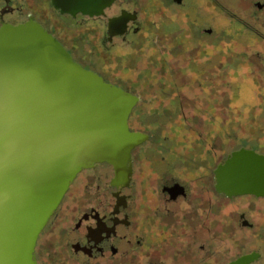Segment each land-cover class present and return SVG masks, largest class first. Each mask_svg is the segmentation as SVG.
Instances as JSON below:
<instances>
[{"label": "flooded vegetation", "instance_id": "af4514ba", "mask_svg": "<svg viewBox=\"0 0 264 264\" xmlns=\"http://www.w3.org/2000/svg\"><path fill=\"white\" fill-rule=\"evenodd\" d=\"M57 7L0 0V27L32 20L129 94L128 130L143 140L126 170L101 163L75 176L38 236L36 264H264V196H228L215 180L235 152L264 157V0ZM247 79L259 95L245 114L228 90Z\"/></svg>", "mask_w": 264, "mask_h": 264}, {"label": "water", "instance_id": "95a60500", "mask_svg": "<svg viewBox=\"0 0 264 264\" xmlns=\"http://www.w3.org/2000/svg\"><path fill=\"white\" fill-rule=\"evenodd\" d=\"M108 2L52 5L97 15ZM134 102L83 69L32 20L0 27V264H36L38 236L81 170L101 163L126 170L131 150L143 140L128 130ZM215 180L228 196H264V157L235 152Z\"/></svg>", "mask_w": 264, "mask_h": 264}, {"label": "rangeland", "instance_id": "374dc122", "mask_svg": "<svg viewBox=\"0 0 264 264\" xmlns=\"http://www.w3.org/2000/svg\"><path fill=\"white\" fill-rule=\"evenodd\" d=\"M233 67H237V66L234 65ZM236 78H234L233 76V79L231 81H235L236 84L237 83L240 84V82L242 83V80ZM252 85H253V81L251 79H247V80H243V86L240 85L237 86L234 84L231 85V90H228L229 100L234 101L235 106H239V105L243 106L244 109L243 111L245 114L246 112L248 113L250 110L255 108L256 101L258 100V95H259L258 94L259 92L257 91L258 89L254 90ZM239 86L241 87V91L236 93V91L233 89L238 88Z\"/></svg>", "mask_w": 264, "mask_h": 264}]
</instances>
